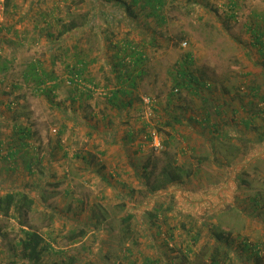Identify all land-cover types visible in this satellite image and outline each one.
I'll use <instances>...</instances> for the list:
<instances>
[{
    "label": "rangeland",
    "instance_id": "rangeland-1",
    "mask_svg": "<svg viewBox=\"0 0 264 264\" xmlns=\"http://www.w3.org/2000/svg\"><path fill=\"white\" fill-rule=\"evenodd\" d=\"M159 2L110 0L117 8L103 11L95 0H0V197L34 201L24 215L0 216V264H31L20 255L23 231L43 238L42 264H209L210 232L229 236L220 264H255V255L264 264V0ZM82 44L120 61L114 76L110 59L95 70L98 94L67 84L71 66L83 68L67 53L84 55ZM137 52L142 63L132 65ZM31 61L64 79L54 97L24 79ZM127 66L134 87L120 83ZM120 88L132 105L117 121L119 99H108ZM115 124L133 131L121 169L104 166L98 143ZM168 165L181 182L152 193Z\"/></svg>",
    "mask_w": 264,
    "mask_h": 264
},
{
    "label": "trees",
    "instance_id": "trees-1",
    "mask_svg": "<svg viewBox=\"0 0 264 264\" xmlns=\"http://www.w3.org/2000/svg\"><path fill=\"white\" fill-rule=\"evenodd\" d=\"M95 2H96V4L97 3L101 4L103 11H108V10H112L113 8H117V5H115L114 7H113V5H108V2H110V0H95ZM133 3L137 4L138 0H133ZM145 3H146V5H148L153 10H157L156 6L161 4L159 2V0H145ZM230 5H232V7H235L233 2H230ZM106 9H108V10H106ZM76 28H77L76 24L71 23L70 26H68V28L66 26L63 27V33L64 32L69 33L70 32L69 30H73ZM253 34H254V40H255L256 45H258L259 48H262L263 45L260 41V36H258L255 32ZM141 58H142V56L140 53L137 52L135 55L133 54L132 58H131L133 60L132 65L141 64L142 63ZM78 62H80L79 66L83 67L82 61L79 60ZM39 67H40L39 62H37V61L29 62L27 68L22 73L23 77L25 80L31 79L35 82L34 86L36 88V92L43 93L45 95H50V96L53 95L52 97H54L55 95L53 93L59 89H62L60 87H64V85H65L64 79L62 81L58 76L54 75V73L51 74V73H46L44 70L43 71L39 70ZM129 70H130L129 66L124 67L123 73L119 76L120 83L121 84H127L126 81H127V79H129L132 82L130 84V86L134 87L135 79H133V78L131 79V77L129 76V72H130ZM1 71H3L2 68H0V72ZM68 73H69L68 75L76 76L77 79L81 80L82 69H78V66L72 65L71 68L68 70ZM190 80L194 81L191 78H190ZM60 81H62V82H60ZM86 82H85V84H83V87H80L79 84H77V83H75V84L72 83L71 85L74 86L75 88L81 89L84 92H87L90 94L93 93L88 88V86L94 87L93 82L90 80L86 81ZM79 93L84 94L81 91ZM124 93H125V91L121 90V88H120L117 92L113 93L109 97L108 101L110 103H112V102L114 103L115 101L118 100L117 96L123 95ZM90 94H88L86 96L89 97ZM126 106H129V105L127 104ZM10 156H12V155L10 154ZM161 177L163 179L162 184L161 183H155V184L150 185V190L152 193H155L157 191L162 190L164 185L171 184V183H179L182 180V175H181L180 170L176 169V168L173 169L170 165H168L166 167V169L164 171H162ZM33 204H34L33 199L30 198L28 193H26V192L6 193L4 196L0 197V216L9 217V215L12 211L16 212L17 215H21L22 213L24 215L25 213H27L28 211L31 210ZM151 216H154V215L151 213ZM132 219H133V216L131 214H127L125 217L120 219V223L123 224L122 230L124 231L125 234L129 233L130 222ZM106 220H107V218H105V217H103L101 219H99V218L95 219L96 223L101 222V224L102 223L106 224L105 223ZM80 234L83 235L84 233L81 232ZM23 235H24V237L20 241L21 258L26 260L27 262H29L31 264H42L43 263L42 253L44 251L43 238L35 231H23ZM210 235H211L212 239L214 240V242L218 248L217 247L215 248V252L210 257L211 261L209 264H220L219 263L220 258H223L222 260H225L227 258L228 250L230 251L229 248H226L224 246L226 244L228 245L229 236L227 235L228 236L227 237L223 233H220V232H218V233L210 232ZM74 237H75V235L72 234L69 238L74 239ZM245 247H246V245H245ZM259 260L260 259L257 257V255H255V264H258ZM76 261L77 260L75 257H69L68 259H63L59 262H54L52 264H75ZM183 261H184V263L187 262V258L185 256H184ZM144 263L145 264H155L153 261H151V260L149 261L148 259H146L144 261ZM9 264H15V261H12Z\"/></svg>",
    "mask_w": 264,
    "mask_h": 264
},
{
    "label": "crops",
    "instance_id": "crops-1",
    "mask_svg": "<svg viewBox=\"0 0 264 264\" xmlns=\"http://www.w3.org/2000/svg\"><path fill=\"white\" fill-rule=\"evenodd\" d=\"M91 15L92 14H90V16ZM69 38H67V39H69ZM81 48H82V53H84V55L83 54H80V56L78 54L70 55L69 54L70 52H69V53H67V55L69 57V58H67V60H68L67 62H69V60H71V59H73L75 61H79V60L82 61V66H83L82 73H84V75L86 74V72H88L90 74L89 75L90 78H87L86 77L88 79V81L89 80L90 81H93L94 78L95 79H98L97 74H94V73H97V72H95V70H99L100 69V66H102V63H105L106 62L105 64L107 65V63H109L108 62L109 59H110L111 65L108 66V67H106L105 70H106V72H110V75H113L114 76V73L112 74L111 72L114 71L115 66H118L120 64V61L119 62L112 63V60L114 58H117L116 56H118L116 53H113V52L107 53V51L105 50V52L110 57V58L107 59V58H104V56L101 55L100 52H98V51L97 52L91 51V49H89L86 44H82ZM64 50H65V54H66V51L67 50L66 49H64ZM108 55H106V56L108 57ZM77 56H78V58H77ZM70 57H71V59H70ZM95 57H96V59L94 60ZM100 58H101V61L97 62ZM94 62H97L98 65H99V66H97L96 69L92 67L94 65ZM107 68H108V71H107ZM48 73H51V72H48ZM125 93L123 95H126ZM117 97L119 99L121 97V95H118ZM122 99L123 98H121V99L118 100L120 104L118 105V108L116 110L117 113L116 114L112 113L114 115V117L116 118L117 121H118V119L119 120H122L123 119V116H122V114L120 112H122L123 109H125V108L129 107L130 105H132L131 100H129V99H123V101H122ZM127 104L129 106H126ZM99 116H101V118L105 117L106 120H108L109 118H111L108 115H99ZM93 117H95V115H93ZM69 118H74V116L69 117ZM116 124L113 126V129H111L110 131H108L107 133H105V135H104V133L99 132V137L102 140L98 141V143L101 145V150L102 151H103V147L106 148V150H107V153H106L105 159H104L105 161L103 162L104 166L106 168H110L111 166L114 167L116 165V163H117L118 164V167L121 169V165L125 163L126 157L128 156V153H129V151L123 146V142H125V141L129 140L130 138H132L133 131H132V127H128L127 130L121 131V128L118 127L119 125H116ZM112 136H114V138H111ZM116 137H119V138H116ZM109 139H111L114 143H116L118 145L120 144V146L116 147V149L114 150V148H112V146H108V144H107V143H109ZM108 147H111V148H108ZM127 159L129 160V158H127ZM82 161H85V160L82 159ZM78 165H80V161H78ZM127 165H128V167L129 166H132V165H129V164H127ZM87 166H88V163H87ZM125 176H127V175H125ZM229 176H230L229 179H231L232 176L231 175H229ZM216 177H219V175H217Z\"/></svg>",
    "mask_w": 264,
    "mask_h": 264
},
{
    "label": "built area",
    "instance_id": "built-area-1",
    "mask_svg": "<svg viewBox=\"0 0 264 264\" xmlns=\"http://www.w3.org/2000/svg\"><path fill=\"white\" fill-rule=\"evenodd\" d=\"M182 46H185V43H183L182 44ZM75 84V83H77V84H81V81L79 80V79H77V77L76 76H69L68 77V79H67V84L68 85H71V84ZM88 88L92 91V92H97V94H98V91H99V89H95L94 87H92V86H88ZM102 91V90H101ZM99 92V94H103L102 92ZM174 93L175 94H177L178 93V90L177 89H175L174 90ZM142 101H143V104L146 106V107H151L152 106V104H153V101H152V99L150 98V97H146V98H143L142 99ZM150 146L154 149V150H159V149H161L162 147H161V144H160V141L157 139V137H156V135L155 134H152L151 136H150Z\"/></svg>",
    "mask_w": 264,
    "mask_h": 264
}]
</instances>
